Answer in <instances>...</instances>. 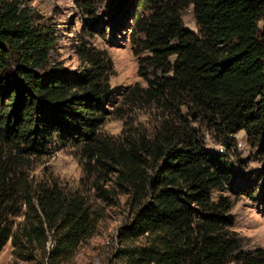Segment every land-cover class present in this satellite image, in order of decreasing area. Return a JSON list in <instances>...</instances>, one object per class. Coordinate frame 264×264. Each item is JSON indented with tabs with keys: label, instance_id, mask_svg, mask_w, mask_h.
<instances>
[{
	"label": "trees",
	"instance_id": "1",
	"mask_svg": "<svg viewBox=\"0 0 264 264\" xmlns=\"http://www.w3.org/2000/svg\"><path fill=\"white\" fill-rule=\"evenodd\" d=\"M21 3L0 0V251L10 241L16 258L34 260L50 236L48 258L67 257L93 233L96 221L78 194L29 181L30 158L69 147L116 169L135 206L124 237L148 243L135 254L141 264H264V249L241 250L229 230L227 197L212 200L233 172L191 124L202 118L225 147L243 130L264 157V0H140L150 12L136 17L142 37L132 43L135 56L148 52L138 59L146 86L133 84L120 107L155 108L158 116L149 137L121 140L101 132L110 114V56L82 37L80 68L51 65L54 35ZM189 6L196 33L182 23ZM121 108L112 113L123 117Z\"/></svg>",
	"mask_w": 264,
	"mask_h": 264
},
{
	"label": "rangeland",
	"instance_id": "2",
	"mask_svg": "<svg viewBox=\"0 0 264 264\" xmlns=\"http://www.w3.org/2000/svg\"><path fill=\"white\" fill-rule=\"evenodd\" d=\"M24 2L20 7L26 4L31 8L34 22L48 26L54 35L51 65L55 62L69 71L80 68L76 49L82 37L89 45L105 50L110 56L114 75L110 78V101L105 107L110 114L101 132L114 140L136 132L149 137L158 116L155 108L120 107L123 93L133 84L138 82L146 86L144 77L138 73V59L147 56L148 52L142 51L135 56L132 37H142L137 32L135 19L146 17L149 7L140 8V0ZM84 2L90 4L89 12ZM85 23H90L92 28L88 29ZM182 23L185 29L197 32L192 6L182 12ZM96 26L106 32L104 37ZM117 108H121L123 117L112 113ZM191 124L198 131L203 147L222 154L232 169L233 177L227 188L212 193L213 201L227 197L232 204L230 213L234 216V224L229 230L237 238L241 250L264 249V157L257 153L243 130L233 135L231 147H225L202 118ZM28 163L26 170L31 184H56L65 193L78 194L88 206L96 225L93 233L79 242L67 257L48 258L54 245L49 236L46 253L39 251L30 261L16 258L8 241L0 251V264H141L135 254L148 243L143 236L136 239L124 237L123 231L135 214V206L125 187L119 184L116 169H102L94 161L88 163L80 150L69 147L48 150L47 154L30 158ZM20 220L17 218L15 222Z\"/></svg>",
	"mask_w": 264,
	"mask_h": 264
}]
</instances>
